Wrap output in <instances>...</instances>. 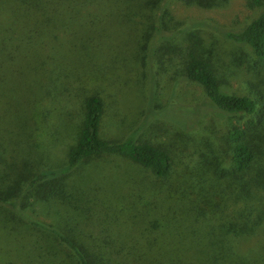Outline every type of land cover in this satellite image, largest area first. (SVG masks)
Returning <instances> with one entry per match:
<instances>
[{
	"label": "rangeland",
	"instance_id": "1",
	"mask_svg": "<svg viewBox=\"0 0 264 264\" xmlns=\"http://www.w3.org/2000/svg\"><path fill=\"white\" fill-rule=\"evenodd\" d=\"M164 10L169 28L175 25L182 33L173 38L156 32L152 44L143 51L135 41L134 31V42L128 43V50L133 63L130 69H135L136 75L117 70L106 75V80L98 79L100 75H89L88 83L80 75L81 82L76 80L73 85L59 80L56 99L51 100V95L38 97L36 119L40 130L34 141L26 139L20 152L8 150V154L22 165L23 159L37 158L40 147L36 143L45 145L52 134L60 150H55L54 161L46 165L55 168L60 164L78 121L74 114L79 117L77 94L85 85L89 87L86 92H98L104 100L103 137L119 139L134 133L139 140L160 145L172 158L170 174L157 179L122 157L105 156L80 165L67 180L65 194L58 196L60 199L54 197V202L53 198L41 202L22 194L15 209L27 222L37 225L18 224L12 220L8 207H0V264H29L26 255H46V246L53 251L43 227L67 232L93 253L100 250L111 254L117 261L111 260L113 264H129L120 257L130 252L144 259L137 260L138 264H264V202L248 208L251 214L242 208L243 215L239 217L234 203L226 200L217 204L220 208L203 209L199 218L187 206L191 202H180L179 195H184L191 185L198 164L220 169L225 127L238 121L213 111L201 87L181 76L182 59L162 50L169 44L183 46L185 32L196 29L204 39L203 45L212 48L209 51L224 90L252 96L260 91L264 99V69L254 66L248 47L223 36L224 31L241 28L257 14L258 8L249 7L247 0H227L223 6L208 9L171 0ZM122 30L131 31L126 27ZM118 51L112 54L117 55ZM93 76L97 79L93 80ZM176 106L180 115H172ZM0 127L11 128L10 124ZM44 129L51 133L46 135ZM7 165L0 166L2 185L13 179L5 171ZM37 165L39 169L41 165ZM256 214L260 221L255 227L248 223V233L238 237L232 233V229L247 223L246 215ZM56 246L54 252L59 253ZM208 255L213 257L206 262ZM54 260L58 264L69 262L63 253Z\"/></svg>",
	"mask_w": 264,
	"mask_h": 264
},
{
	"label": "trees",
	"instance_id": "2",
	"mask_svg": "<svg viewBox=\"0 0 264 264\" xmlns=\"http://www.w3.org/2000/svg\"><path fill=\"white\" fill-rule=\"evenodd\" d=\"M170 1L0 0V126H11L10 130L0 127V166L5 167L8 162L11 167L7 165L5 171L13 177L7 185H2L4 182L0 179V207L9 208L12 220L18 224L37 225L27 222L23 214L15 209L19 197L26 193L41 202L51 198L54 202V197L60 199L58 196L65 194L70 175L79 170L80 165L94 159L122 157L157 179L168 177L172 158L160 145L139 140L134 133L119 139L103 137L104 100L98 92H86L89 88L84 85L86 83L77 94L80 99L79 117L74 114L78 121L71 143L64 151L61 149L63 160L60 164L55 168L46 165L54 161L55 150L60 149L53 142L52 134L48 135L51 132L45 129L47 142L45 145L36 143L40 147L37 158L23 159L21 165L13 155L8 154V150L20 152L26 139L34 141V135L40 130L39 120L36 119L38 97L51 95V100L56 99L59 80H65L67 85H73L76 80L81 82L80 75H84L87 83L91 79L89 75H100L98 79L106 80V75L117 70L136 75L135 69H130L133 63L129 56L130 48L128 50V43L134 42V31L135 41L143 51L152 44L156 32L173 38L182 33L175 25L168 26L167 11L164 9ZM177 1L185 6L208 9L223 6L227 0ZM247 4L249 7L256 6L257 14L241 28L224 31L223 36L235 44L248 47L255 61L254 66L264 69V0H247ZM122 27L132 31H127L131 38L126 36L127 32ZM166 30L169 34H165ZM197 33L196 29H189L185 32L183 46L169 44L162 50L167 55L182 59L181 76L201 87L213 111L233 116L238 122L228 125L227 129L225 127L220 169H210L212 165L202 168L198 164V171L190 179L191 185L182 193L184 195H179L180 202H191L192 205L187 206L199 218L203 209L220 208L218 203L229 200L237 207L241 217L245 210L251 214L248 208L259 202L263 205L264 202V99L260 91H255L256 95L252 96L224 90L213 63V53L209 51L212 48L204 46V39ZM116 49L118 54L113 55ZM96 79L93 76V80ZM178 109L176 106L172 115L177 114L175 112L180 115ZM56 122L59 128L60 119ZM37 164L41 165L39 169ZM217 171L220 173L217 174ZM179 211L181 213L182 208ZM245 218L247 223L231 230L237 237L249 232L248 223L255 227L259 223L256 221H260L259 214L255 217L246 215ZM43 231L53 243L49 245L53 246V251L47 246L46 249L42 247L47 251L46 255L38 257L49 261L48 264H58L54 257L57 255L60 258L62 253L68 257V264L117 262L106 252H91L67 232L45 227ZM55 245L59 253L54 252ZM26 256L29 264H43L38 257ZM115 257L118 259V256ZM212 257L208 255L206 262ZM120 259L129 264L144 260L135 257L132 252Z\"/></svg>",
	"mask_w": 264,
	"mask_h": 264
}]
</instances>
